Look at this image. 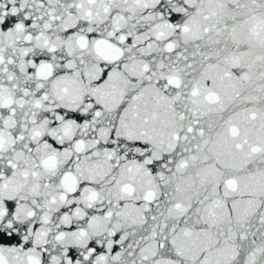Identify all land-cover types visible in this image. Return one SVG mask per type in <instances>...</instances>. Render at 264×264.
Instances as JSON below:
<instances>
[{"label":"snow or ice","instance_id":"6c2138e0","mask_svg":"<svg viewBox=\"0 0 264 264\" xmlns=\"http://www.w3.org/2000/svg\"><path fill=\"white\" fill-rule=\"evenodd\" d=\"M0 264H264V0H0Z\"/></svg>","mask_w":264,"mask_h":264}]
</instances>
